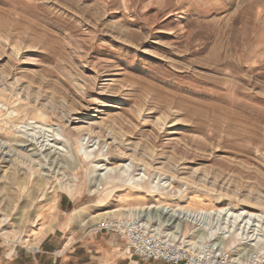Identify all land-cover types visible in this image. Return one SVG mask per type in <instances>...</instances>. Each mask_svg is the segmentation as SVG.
I'll use <instances>...</instances> for the list:
<instances>
[{
	"label": "rangeland",
	"instance_id": "374dc122",
	"mask_svg": "<svg viewBox=\"0 0 264 264\" xmlns=\"http://www.w3.org/2000/svg\"><path fill=\"white\" fill-rule=\"evenodd\" d=\"M109 219L264 264V0H0V243L129 253Z\"/></svg>",
	"mask_w": 264,
	"mask_h": 264
},
{
	"label": "crops",
	"instance_id": "0c3cea01",
	"mask_svg": "<svg viewBox=\"0 0 264 264\" xmlns=\"http://www.w3.org/2000/svg\"><path fill=\"white\" fill-rule=\"evenodd\" d=\"M60 208L67 210L68 207L60 202ZM54 235L43 240L36 262L31 255L0 243V264H164L140 262L130 253L123 252L122 242L118 239L113 243L106 238L92 239L66 246L53 238Z\"/></svg>",
	"mask_w": 264,
	"mask_h": 264
},
{
	"label": "built area",
	"instance_id": "2783aa9c",
	"mask_svg": "<svg viewBox=\"0 0 264 264\" xmlns=\"http://www.w3.org/2000/svg\"><path fill=\"white\" fill-rule=\"evenodd\" d=\"M129 220V219H128ZM143 225L131 224L123 219L103 220L96 233L109 232L125 239L127 251L140 262H162L164 264H236L223 250L203 258L190 256L173 239H155L142 233ZM142 233V234H141ZM176 244L178 245L176 247ZM261 264V263H260Z\"/></svg>",
	"mask_w": 264,
	"mask_h": 264
},
{
	"label": "bare ground",
	"instance_id": "6f19581e",
	"mask_svg": "<svg viewBox=\"0 0 264 264\" xmlns=\"http://www.w3.org/2000/svg\"><path fill=\"white\" fill-rule=\"evenodd\" d=\"M48 127V126H47ZM50 128V127H49ZM47 132H48V130H47ZM45 142H46V140H45ZM45 146V145H44ZM46 146H47V144H46ZM101 167H103V166H100V167H98V170H107V172L109 171V172H111V171H113L115 168H110V169H107L106 167L104 168V169H100ZM123 171H122V174H124V173H127L128 172V168H129V166L127 165V164H125L124 166H123ZM109 175H110V173H109ZM100 176V175H99ZM102 176V175H101ZM140 176V175H139ZM143 176L144 175H141L139 178H130L131 180H130V182H132L131 184H136L138 181H140V180H142V178H143ZM111 182V180L109 181V183ZM108 183V184H109ZM114 183H115V181H114ZM151 208H153V207H151ZM156 209L157 210H160L162 213H164V214H168V213H170L172 216H175L176 218H178V217H181L180 215H182V217L185 215L184 213H178V209H172V208H170V207H165L164 205H160V206H157L156 207ZM62 210V209H61ZM202 212V211H201ZM38 213V212H37ZM204 213V214H203ZM202 214L203 215H206V217H209V221L210 220H212V221H219L220 219H221V221H223V222H221L222 224H224V225H228L227 227H228V231L227 232H230L231 230H233L234 229V226L236 225V223H238V224H242L243 223V227H242V229L244 230H246L247 229V227H252V226H254V227H256V225H253V223L254 222H256V223H258L259 221H260V219H261V216H259V215H255V214H251V213H248V212H243V211H241V212H237V213H233V212H231L230 211V209H227V208H225V209H219V210H217V211H213V212H203ZM48 214V213H47ZM102 214V213H101ZM34 215V214H33ZM40 215V214H39ZM102 215H104V214H102ZM50 216V215H49ZM98 216H101L100 214H98L97 216H94L93 218H96V217H98ZM27 217V216H26ZM215 217V218H214ZM28 218V217H27ZM26 218V219H27ZM35 218H36V216H35ZM219 219V220H218ZM208 221V222H209ZM25 222V221H24ZM36 222V221H35ZM3 223V222H2ZM26 223V222H25ZM47 223V222H46ZM37 224V223H36ZM211 224V223H210ZM235 228H236V226H235ZM42 229V228H41ZM40 228L38 229V231L39 230H41ZM243 232V231H242ZM234 233V232H233ZM247 233V232H246ZM6 234V233H5ZM33 234H37V233H33ZM40 234V233H39ZM6 236V235H5ZM38 236V235H37ZM259 240V239H258ZM255 241V240H254Z\"/></svg>",
	"mask_w": 264,
	"mask_h": 264
}]
</instances>
